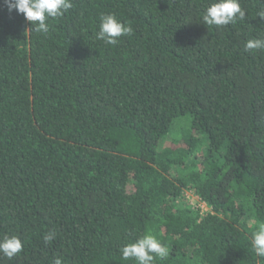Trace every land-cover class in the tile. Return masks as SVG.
<instances>
[{"label": "trees", "instance_id": "16d2710c", "mask_svg": "<svg viewBox=\"0 0 264 264\" xmlns=\"http://www.w3.org/2000/svg\"><path fill=\"white\" fill-rule=\"evenodd\" d=\"M71 3L42 34L0 0V237L23 244L0 264H137L119 249L147 233L152 264H264V0L226 26L211 0ZM106 13L133 29L116 45Z\"/></svg>", "mask_w": 264, "mask_h": 264}, {"label": "clouds", "instance_id": "9594fccd", "mask_svg": "<svg viewBox=\"0 0 264 264\" xmlns=\"http://www.w3.org/2000/svg\"><path fill=\"white\" fill-rule=\"evenodd\" d=\"M9 11L15 10L23 14L32 28L31 30L47 34L49 18L61 17L72 8L71 0H3ZM245 11L241 8L239 0H211L203 11L202 22L209 26H226L235 23L236 20L245 18ZM264 19V13L260 14ZM133 29L117 19L115 14H102L99 18L96 39L104 41L108 45H116L122 36H130ZM244 50H264V39H249L244 44ZM54 239V233L46 234V243ZM251 246L258 257L264 258V222H259L256 230L251 235ZM21 239L15 235L0 237V254L8 259L13 258L22 251ZM123 259H134L137 264H152L154 255L160 258L168 256V250L151 233H147L127 243L120 249ZM53 264H62L60 258L53 260Z\"/></svg>", "mask_w": 264, "mask_h": 264}, {"label": "rangeland", "instance_id": "374dc122", "mask_svg": "<svg viewBox=\"0 0 264 264\" xmlns=\"http://www.w3.org/2000/svg\"><path fill=\"white\" fill-rule=\"evenodd\" d=\"M177 122L180 123V126H178V123ZM174 125H175V127H177V129L176 130L172 129V131L167 135L169 138L166 139V140H164V141H162L161 145H162L163 148L164 147H168L169 144H170V141H172V139H175L176 140V139L181 138L180 137L181 136L180 134L182 132V129L185 127V119L183 118L181 120H177L174 123ZM187 195H189L190 198L192 197L190 200H192V201L195 200V196L192 193H189L188 192V193H186V196Z\"/></svg>", "mask_w": 264, "mask_h": 264}, {"label": "built area", "instance_id": "2783aa9c", "mask_svg": "<svg viewBox=\"0 0 264 264\" xmlns=\"http://www.w3.org/2000/svg\"><path fill=\"white\" fill-rule=\"evenodd\" d=\"M186 193H188V192H186ZM186 193H185V196H186ZM186 198L193 208H199L202 213L207 211L205 204L203 202L199 201L196 197H195L194 201L190 200L192 197L190 198L189 195H187Z\"/></svg>", "mask_w": 264, "mask_h": 264}]
</instances>
